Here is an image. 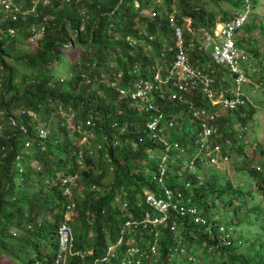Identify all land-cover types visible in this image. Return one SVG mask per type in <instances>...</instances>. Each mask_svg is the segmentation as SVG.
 I'll return each instance as SVG.
<instances>
[{"label":"trees","instance_id":"1","mask_svg":"<svg viewBox=\"0 0 264 264\" xmlns=\"http://www.w3.org/2000/svg\"><path fill=\"white\" fill-rule=\"evenodd\" d=\"M11 1L18 9L15 14L13 9L4 10L0 5V261L5 258L4 264H53L57 229L67 203L73 202L70 224L75 249L91 253L72 256L68 264H94L108 242L120 234L123 222L146 210V206L138 205L144 191H162L152 176L164 144L152 139L145 129L154 111L140 110L134 99L119 94V88L128 89L134 80L151 77L155 65L161 73L167 71L174 56L169 51L174 46L170 15L182 27L185 50L193 65L215 80L220 78L221 67L230 74L200 44L205 35L212 34L217 22L242 11L243 3ZM256 1L252 0L243 27L251 19ZM151 8L154 17L141 12ZM254 15L251 27L246 28L249 35L242 39L246 41L243 50L253 58L245 65L258 68L248 77L258 81L264 72V27ZM33 26L44 27L34 43L29 42ZM193 30L203 33L199 41ZM127 36L131 41L126 40ZM239 38L237 34L235 41L242 48ZM192 98L196 105L209 107L199 91ZM156 105L165 120L174 122L162 132V138L171 145L178 142L190 153L192 148L186 147V139L192 141L196 136V123L189 122L185 106L168 100L160 103L158 99ZM214 110L221 154L229 158L230 151L234 152L233 173H247L252 184L234 183L215 166L207 169L205 157L198 161L203 168L196 163L197 173L186 171L177 157L178 149L173 147L165 184L182 192L179 202L194 206L206 222L192 223L187 218L180 227L182 242L178 247L192 251L194 262L179 251L173 252L177 243L169 228L162 227L158 258L143 264H264V148L255 153L253 147L261 141L257 133L246 132L256 107L249 104L224 113L216 107ZM30 111L36 115L34 119L28 115ZM68 117L72 119L73 137L67 128ZM39 127L47 130L46 138L38 137ZM115 140L118 144L113 146ZM25 142L29 143L27 147ZM97 144L95 154L92 149ZM79 150L83 152L81 159ZM75 173L79 177L69 201L62 194L61 178ZM220 210L225 214L219 215ZM89 229L94 230L91 244L86 240ZM128 236L145 246L144 227L125 238Z\"/></svg>","mask_w":264,"mask_h":264},{"label":"built area","instance_id":"2","mask_svg":"<svg viewBox=\"0 0 264 264\" xmlns=\"http://www.w3.org/2000/svg\"><path fill=\"white\" fill-rule=\"evenodd\" d=\"M44 3H46V0H44ZM242 3L243 10L235 17L217 22L212 34L205 35L203 44L205 50L208 46L212 47L211 54L214 62L228 69L233 78L232 86L223 88L220 82L216 83L217 80L214 76L191 63L185 50L182 27L176 23L174 15H170L169 24L172 28L174 46L169 47V51H172L174 56L167 71L161 73L160 68L155 65L151 68V77L134 80L128 89L119 88V94L134 99L140 110L145 112L154 111L151 118L146 121L145 129L152 139L162 140L164 144V152L161 153L156 172L152 176V179L162 188V191H144L143 198L139 199L138 205L146 206V210L139 216L129 218L123 222L120 234L115 240L108 242L104 254L96 259L94 264H143L147 259L152 261L150 257L156 254V246L159 244L162 227L169 228L177 243L172 248L173 252L177 253L179 251L181 254H185L189 260H192V251L186 252L185 247H178L182 242L180 227L187 218L190 222L197 224L205 223L206 219L197 212L194 206L183 205L179 202V198L183 197L182 192L175 191L165 184L168 155L173 147L178 149L177 157L181 158L182 167L191 173L194 172L193 168H198L196 163L202 166L198 162L202 157L207 159L205 162L206 168L218 166L219 163L223 162L227 163L229 158L227 155L221 154V144L217 141L220 130L214 108L216 107L222 111H234L249 104L255 106L242 90V85L246 83H249L254 90L260 89L261 92H264V72H262V78L258 81L248 77L247 68L251 64H247L248 67H246L245 63L247 61L251 62L253 58L236 44L234 38L249 17L252 0H242ZM0 5L3 6L4 10L13 9L14 14L18 11L11 0H0ZM141 12L146 13L144 10H141ZM149 14L153 17L156 13L151 8ZM30 30L32 36L29 37V40L32 42L43 33L44 27L40 26L37 29L33 26ZM126 40L131 41L128 36ZM111 86L116 87V84L111 83ZM196 91H199L202 97L206 99L209 107L195 104L192 96ZM157 99L160 103L168 100L184 105L189 119H191V122L196 123V136L192 140L195 148L191 149L190 153H186V148L181 147L178 142H173V145H171V142L162 138L161 133L166 128L172 127L174 122L172 119L169 121L164 119V114L156 105ZM40 128L38 129V137L44 139L47 136V130L43 127ZM117 144V140L113 141V146ZM1 149L2 147H0ZM78 157L80 159L83 157L82 150H79ZM149 157L153 158V155ZM79 163L81 164V161ZM197 176L198 179L202 178L200 175ZM78 177V174L75 173L61 178V182L64 184L62 194L69 201L73 197V188ZM186 186H188V182ZM72 207L73 202L67 203L63 220L58 226L57 251L53 264H68L69 258L72 256L83 257V255L91 253V251L83 252L75 249V238L70 224ZM123 209L125 212L127 211L125 202ZM140 227H144L147 236L149 235V238L147 236L143 238L144 241L147 240L145 246L138 244L135 237L128 236L127 239L125 238L126 235H130L132 231Z\"/></svg>","mask_w":264,"mask_h":264},{"label":"rangeland","instance_id":"3","mask_svg":"<svg viewBox=\"0 0 264 264\" xmlns=\"http://www.w3.org/2000/svg\"><path fill=\"white\" fill-rule=\"evenodd\" d=\"M158 2V1H157ZM135 4H137V2H135ZM142 10H144L145 12H146V14L147 15H149L150 16V11L148 10H145V9H142ZM256 13V17H257V20L259 19V21H261L262 23H261V25H262V27H264V0H257L256 1V5H255V9H254V13H253V15ZM253 15L251 16L250 15V20L248 21V23L240 30V32L238 31V36H240V38L238 39V43H239V45H241L242 46V49H244V47L243 46H245V44H246V41H244L243 39H242V37H246V36H248V35H246L247 33H245L247 30H246V28H250L251 27V20H252V18H253ZM255 16V15H254ZM154 17V16H153ZM217 17H220L219 15L217 16ZM248 20V19H247ZM255 26H253V28H254ZM196 31L197 30H193V35H194V38L196 39V41H199V37L200 36H202L203 35V33L202 34H198V33H196ZM236 34V35H237ZM42 35V34H41ZM235 35V36H236ZM259 35H257V39H259ZM235 38V37H234ZM149 39H151V38H149ZM254 40V39H253ZM29 42H31L30 40H29ZM33 43H34V41H32ZM204 43V42H203ZM203 43L202 44H200V46H202L203 45ZM194 46V45H193ZM211 50H212V47L211 46H208V48L206 49V51L207 52H209V53H211ZM246 54H248V53H246ZM245 54V55H246ZM255 63H256V61H254ZM158 65V64H157ZM257 70L258 68H257V65L256 66H254V70ZM219 70H220V72H221V74L223 73V74H227V76H229V74L227 73V71H226V69L225 68H223V67H221V68H219ZM251 71V69H249V67L247 68V73H248V75H251V76H253V72L251 73L250 72ZM255 73H256V71H255ZM233 82V81H232ZM250 87V84L249 83H246V84H244V85H242V90H243V92L251 99V101L253 102V104L255 105V107H256V110H255V113L253 114V118L251 119V120H249L248 121V124L250 125L249 127H248V130L246 131L247 133H257L256 134V137L258 138V139H260V141H261V143H259L258 145H255L253 148H254V152L255 153H257L258 152V150L261 148V147H263L264 148V96L262 95V93H261V90L260 89H255L256 91L254 92L256 95L255 96H253L252 94H251V88H249ZM219 113H224V111H219ZM28 115L29 116H31L32 117V119H34V116H35V113L34 112H32V111H30V112H28ZM70 117H72V115H70ZM71 121H72V119L71 118H69L68 117V119H67V121H66V123H67V128L68 129H70V136L71 137H73L74 136V134H73V130L71 129L72 127H73V125L71 124ZM189 122H191V119H189ZM240 127V125H238L237 126V128H239ZM40 128V127H39ZM41 129V128H40ZM38 132H39V130H38ZM38 132H37V135H38ZM0 133H1V127H0ZM161 134H163V133H161ZM83 141V140H82ZM29 145V143L28 142H25V144H24V146L25 147H27ZM99 147V144H97V147H95V148H93L92 149V152H94L95 154L97 153V151H96V149ZM186 147L187 148H192V149H194L195 147H194V144H193V142L190 140V139H186ZM235 153L234 152H231L230 151V153H229V160H230V163H229V160L227 161V163L226 162H223V163H219V165L218 166H215L218 170H219V173L221 174V175H227L226 177H229V178H231V179H233V181H234V183H237V184H240V185H243V186H248V185H251L252 184V182H251V180H249L248 178H247V176H248V174L247 173H245V174H243V175H241V174H234L233 173V169H232V165H231V162H232V158H233V155H234ZM212 166H209V167H207V169H209V168H211ZM193 170L195 171V172H198L199 171V168H193ZM235 177H238V178H240V180H235L236 178ZM258 193H259V191L258 190H256ZM224 198H226V196L224 197ZM257 204V202H255V203H251V205H256ZM72 213V212H71ZM225 214V211L224 210H220L219 211V215L220 214ZM70 219L72 220V218H71V216H70ZM234 229V228H233ZM78 231L79 232H81L82 231V225L81 224H79L78 225ZM239 232V228L237 227V230H236V233H238ZM86 240H87V242L89 243V244H91L93 241H94V230H92V229H89V231L87 232V236H86ZM147 241V240H146ZM159 244L156 246V254H154V255H151V257H150V259L153 261L154 259H157L158 258V256H159ZM194 252H195V250H193ZM5 258H3L2 259V261H0V264H4V260ZM191 261H193V260H191ZM194 262V261H193ZM148 264H153L152 262H149Z\"/></svg>","mask_w":264,"mask_h":264},{"label":"crops","instance_id":"4","mask_svg":"<svg viewBox=\"0 0 264 264\" xmlns=\"http://www.w3.org/2000/svg\"><path fill=\"white\" fill-rule=\"evenodd\" d=\"M251 71H254V69H251ZM232 81H233V78L230 74H229V76H227V74L222 73V74H220V78H219V80H217V83L220 82V84L223 88H228V87L232 86ZM216 86H218V85H216ZM249 88H251V85ZM250 90H251V94L253 96H255L256 94L253 92L254 90H252V89H250Z\"/></svg>","mask_w":264,"mask_h":264}]
</instances>
